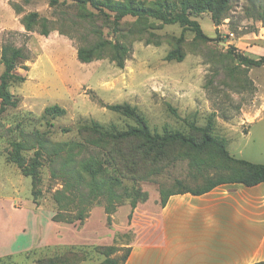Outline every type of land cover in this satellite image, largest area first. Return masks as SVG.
<instances>
[{"label":"rangeland","instance_id":"obj_1","mask_svg":"<svg viewBox=\"0 0 264 264\" xmlns=\"http://www.w3.org/2000/svg\"><path fill=\"white\" fill-rule=\"evenodd\" d=\"M136 1L170 10L180 2ZM263 12L264 0H231L218 22L211 12L191 13L207 37L199 39L180 24L155 19L126 18L116 27L113 15L81 0H0V78L3 47L22 48L28 57L17 60L15 71L27 80L9 88L18 106L0 114V194H14L23 202L34 199L54 217L59 214L58 223L75 228L74 245L45 248L34 260L122 264L137 236L136 208L126 198L129 188L147 193L148 201L137 207L146 204L152 210L161 191L199 190L206 185L203 175L222 172L219 165L225 161L212 146L195 150L182 142L131 139L101 148L94 123L118 131L138 123L110 105H129L154 133L180 131L199 144L205 132L224 141L231 152L236 142L240 149L246 147L245 156L257 159V134H243L258 105L259 69L247 60L264 54ZM31 14L38 16L28 30L25 20ZM180 39L184 61H168ZM100 42L112 44L89 63L78 59L80 49ZM114 44L127 49L123 68L115 60ZM55 106L65 114L46 113ZM189 123L204 132H193ZM194 158L200 165L192 164ZM90 160L104 164L105 179L117 178L122 186L115 182L101 196V174L91 176L82 168Z\"/></svg>","mask_w":264,"mask_h":264},{"label":"crops","instance_id":"obj_2","mask_svg":"<svg viewBox=\"0 0 264 264\" xmlns=\"http://www.w3.org/2000/svg\"><path fill=\"white\" fill-rule=\"evenodd\" d=\"M258 69L257 110L250 112L253 122L243 134H257V159L245 156L246 147L240 149L236 142L229 152L264 165V123H256L264 121V65ZM145 206L136 208L137 236L126 264L264 262V183L252 187L228 183L203 195H173L165 207L158 202L152 210ZM74 231L54 221L53 211L38 207L34 199L23 202L14 194H0V259L13 257L15 264H35L28 259L31 253L74 245Z\"/></svg>","mask_w":264,"mask_h":264},{"label":"trees","instance_id":"obj_3","mask_svg":"<svg viewBox=\"0 0 264 264\" xmlns=\"http://www.w3.org/2000/svg\"><path fill=\"white\" fill-rule=\"evenodd\" d=\"M53 3H56L58 0H52ZM84 3L89 2L92 7L96 10L102 12L106 15L114 16V24L118 27L121 22L126 18H135V19H155L164 22L165 24H180L182 27L192 30L196 33L197 38L207 39L204 34L201 25L198 21L192 20L190 14H202L204 12H211L213 14V20L218 22L220 15L230 7L231 0H180L179 3H173L172 6L177 7L175 10H170L164 6H158L156 8L145 7L142 4L138 3L136 0H81ZM168 7L170 5L166 3ZM37 14L29 15L25 22L27 24V29L31 30V24L36 22ZM262 19L264 20V12L262 13ZM42 34L48 35L47 31H43ZM182 41H178V46L175 50L171 51L168 56V61L176 60L182 62L185 59V53L182 50ZM110 42H100L90 49H80L78 51V59L82 63H89L101 56V53L106 49ZM113 50L115 51V60L118 63V66L123 68L125 66V54L127 49L121 47L117 44L113 45ZM17 60H28L27 55L25 54L24 49H17L10 46L3 47L1 64L4 65L5 70L0 78V99L1 107L0 114L4 113L9 107L16 108L18 106V100L9 91V88L13 82L24 83L27 79L24 76L15 74L17 69ZM249 62L254 67H259L264 65V57H261L259 60L248 59ZM108 108L114 112L127 115L130 117L136 118L138 123L135 127H132L126 131H118L115 126L106 128L99 123H94L92 128L101 134V148L106 146H111L112 142L124 141L131 139H138L146 142L147 144H156V143H166V142H182L193 149H202L206 146L215 147L222 158V161L225 163L219 165V169L224 174L219 172L216 176H206L203 175V179L206 182V185L199 190H183L178 192H163L161 191V200L160 204L162 207H165L169 198L177 194H186L191 193L193 195H203L215 189L216 187L228 184V183H238L243 184L247 187H252L260 183H264V165L255 164L247 160L239 159L231 155L228 150L227 144L224 141H219L217 139L210 138L207 133H205L203 128L197 127L195 123H189L190 130L193 132H204V140L201 143H196L192 139H188L185 134L180 131L169 132L166 131L164 134L154 133L146 122L144 118L136 113V110L131 108L129 105H110ZM47 114L53 116H62L65 114V110L59 106L51 107L46 110ZM110 154V152H109ZM202 161H200L201 163ZM192 164L200 165L199 161H196V158L193 159ZM104 165V164H103ZM101 165L99 167L98 163L94 160L87 161L82 164V168L86 170L91 176H96L101 174V196H104L106 192L116 184L122 186V181H119L117 178H111L106 180L105 169ZM201 169V168H200ZM103 178V179H102ZM131 193H128L126 198H131L133 200V207L137 208L139 203H144L148 201L147 193L143 192L141 189L134 187L129 188ZM127 189V192L129 191ZM125 197H119V200L123 201ZM57 214V218H58ZM108 215H111V211H108ZM54 217V221L59 222ZM60 217V216H59ZM110 218V216H109ZM42 250H36L28 256V259H33L35 253H38ZM70 254V251H67L66 255ZM130 256V249L124 256L122 264H126ZM63 259V257H46L39 258L34 260L35 264H58ZM108 262H112L109 257H107ZM0 264H15V259L13 257H6L0 259ZM65 264H74V263H65ZM79 264V263H77ZM264 264V262L258 263Z\"/></svg>","mask_w":264,"mask_h":264}]
</instances>
